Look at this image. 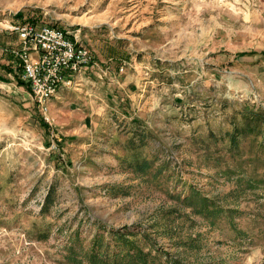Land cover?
Masks as SVG:
<instances>
[{"label":"rangeland","instance_id":"obj_1","mask_svg":"<svg viewBox=\"0 0 264 264\" xmlns=\"http://www.w3.org/2000/svg\"><path fill=\"white\" fill-rule=\"evenodd\" d=\"M25 23L93 57L46 111L14 53ZM123 226L161 262L264 264V0H0V264H69Z\"/></svg>","mask_w":264,"mask_h":264},{"label":"built area","instance_id":"obj_2","mask_svg":"<svg viewBox=\"0 0 264 264\" xmlns=\"http://www.w3.org/2000/svg\"><path fill=\"white\" fill-rule=\"evenodd\" d=\"M9 29L19 40L14 53L20 61L21 78L43 111L61 86H71L73 75L94 64L89 49L72 41L64 30L29 23L14 24Z\"/></svg>","mask_w":264,"mask_h":264},{"label":"trees","instance_id":"obj_3","mask_svg":"<svg viewBox=\"0 0 264 264\" xmlns=\"http://www.w3.org/2000/svg\"><path fill=\"white\" fill-rule=\"evenodd\" d=\"M40 124L45 126L42 120ZM151 168V163L142 160L134 166V173L146 175ZM184 207L192 211L193 214L205 219L215 218L222 211L211 199L202 196L197 191L190 192L181 199ZM143 236L147 241L145 249L139 246L138 237ZM64 256L69 264H178L177 261L167 259L165 262L159 260L158 254L152 253L151 242L147 236L141 232H133L130 227L123 226L117 229L108 230V236L96 234L92 243L86 248L73 241L66 247Z\"/></svg>","mask_w":264,"mask_h":264}]
</instances>
